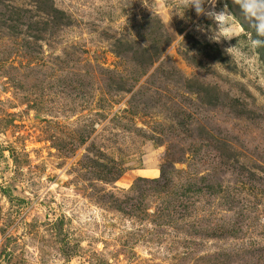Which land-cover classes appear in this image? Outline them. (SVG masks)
I'll list each match as a JSON object with an SVG mask.
<instances>
[{
    "label": "rangeland",
    "instance_id": "1",
    "mask_svg": "<svg viewBox=\"0 0 264 264\" xmlns=\"http://www.w3.org/2000/svg\"><path fill=\"white\" fill-rule=\"evenodd\" d=\"M225 7L216 41L183 0H0V264H264V47Z\"/></svg>",
    "mask_w": 264,
    "mask_h": 264
},
{
    "label": "clouds",
    "instance_id": "2",
    "mask_svg": "<svg viewBox=\"0 0 264 264\" xmlns=\"http://www.w3.org/2000/svg\"><path fill=\"white\" fill-rule=\"evenodd\" d=\"M217 0H183L184 10L192 8L196 15L203 14L214 25L210 29V37L215 36L220 40L238 37L241 29L228 9L215 10ZM238 6L243 18L255 33V38L249 36L248 47L255 50L264 47V0H232ZM205 5H208L206 8ZM214 29V30H213Z\"/></svg>",
    "mask_w": 264,
    "mask_h": 264
}]
</instances>
